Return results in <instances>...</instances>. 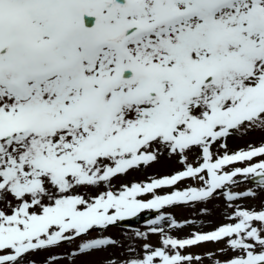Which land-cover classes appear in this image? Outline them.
<instances>
[{
  "label": "snow or ice",
  "instance_id": "snow-or-ice-1",
  "mask_svg": "<svg viewBox=\"0 0 264 264\" xmlns=\"http://www.w3.org/2000/svg\"><path fill=\"white\" fill-rule=\"evenodd\" d=\"M253 131L264 0H0V264H93L142 213L138 247L100 264H264V139L228 147ZM162 159L179 167L113 184ZM217 195L221 223L170 234L203 224L167 209Z\"/></svg>",
  "mask_w": 264,
  "mask_h": 264
},
{
  "label": "rangeland",
  "instance_id": "rangeland-1",
  "mask_svg": "<svg viewBox=\"0 0 264 264\" xmlns=\"http://www.w3.org/2000/svg\"><path fill=\"white\" fill-rule=\"evenodd\" d=\"M264 139V133H261L259 131H253L250 134L244 136L243 138L234 136L228 140V147L230 150L235 151L239 148H245L248 144H259L260 141ZM179 167L174 161H167V160H161L159 163L153 164L150 167L144 168L141 167L140 170H133L130 171L127 176L124 177H118L113 180V184L119 186L122 183H129L132 181H144L149 176L152 177H160L165 175H170L172 173V170L174 168ZM250 185L248 183L241 184L238 188H235L234 190L237 192L245 191L248 189ZM180 187H185V184L181 183ZM251 187L255 188V185H251ZM259 192V190L257 189ZM244 204H258L259 201H243ZM208 209L210 210V214L206 216H197L196 215V208L195 207H173L170 209H167V211L171 212L177 221L182 222L184 219H193L197 221V224H203V228H191L186 227L182 230L178 231H172L170 234L174 237H185L189 232L191 231H200V230H210L212 229L216 224H219L222 222V213L224 211H227V209L224 208V201L222 197L219 195L216 196L215 199L211 200V202L207 205ZM137 230L133 227L131 228H121L114 226H111L106 232H103L105 235H107L110 238L116 239L120 246L117 248H109L107 251L103 252H95L90 257H84L85 260L92 261L93 264H100L103 260H105L107 257L111 256L113 259H116L118 257H121L122 255L126 254V248L127 246L131 245L133 248L138 247L139 241L133 237L132 233ZM146 230V224L143 226V229L140 231ZM101 233H92V238L96 237ZM158 240V237L152 236L151 237V243L155 244ZM222 245L218 244H207L200 248H194L191 249V251L194 252H201L205 250H211L214 251L215 248H219ZM65 247H72V245H66ZM58 252H63L64 249H57ZM43 254H41L42 258ZM223 259V258H221ZM205 264H208L207 261H205Z\"/></svg>",
  "mask_w": 264,
  "mask_h": 264
}]
</instances>
